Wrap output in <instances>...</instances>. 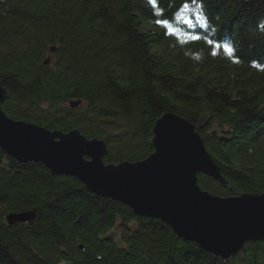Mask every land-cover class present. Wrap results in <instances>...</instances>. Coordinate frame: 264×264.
Returning <instances> with one entry per match:
<instances>
[{"label": "trees", "instance_id": "trees-1", "mask_svg": "<svg viewBox=\"0 0 264 264\" xmlns=\"http://www.w3.org/2000/svg\"><path fill=\"white\" fill-rule=\"evenodd\" d=\"M198 5L206 20L193 0H0V85L11 94L3 109L104 139L106 163L147 158L156 120L173 112L196 125L230 182L200 173L202 188L264 192V0ZM159 20L201 38L170 34ZM28 210L34 220L8 223L11 211ZM0 264H264V240L225 259L0 146Z\"/></svg>", "mask_w": 264, "mask_h": 264}, {"label": "water", "instance_id": "water-1", "mask_svg": "<svg viewBox=\"0 0 264 264\" xmlns=\"http://www.w3.org/2000/svg\"><path fill=\"white\" fill-rule=\"evenodd\" d=\"M50 61L48 57L45 63ZM10 96L0 85V146L20 161H40L53 174L75 176L91 191L122 201L139 215L162 219L178 237L225 259L247 242L264 240V192L222 196L202 188L200 173L226 187L230 182L188 119L164 113L154 125V151L147 158L106 163L104 139L88 138L78 128L64 132L14 119L2 107ZM35 217L32 210L11 211L7 221L30 222Z\"/></svg>", "mask_w": 264, "mask_h": 264}, {"label": "snow or ice", "instance_id": "snow-or-ice-1", "mask_svg": "<svg viewBox=\"0 0 264 264\" xmlns=\"http://www.w3.org/2000/svg\"><path fill=\"white\" fill-rule=\"evenodd\" d=\"M153 2L155 3V0H153ZM193 3L197 4L198 19H205L206 20V17L203 15L202 7H200L198 5V0H193ZM185 7H188V5H185ZM183 22L185 24H187L189 28H195V26H196L191 19H185V20H183ZM157 23L162 24V26L169 29L170 34H175L178 37L186 38L187 40H197V39L201 38L200 35H198L196 33H192V32H188L185 30H179V29L174 28L172 26V24H170L168 21L159 20V21H157ZM182 42H183V40H182ZM208 43L212 44L213 41L210 39V40H208ZM215 48L220 49L221 45L219 43H216ZM222 48H223V52L226 53L227 55H229V57H232L235 55L236 48L231 43H225L222 46ZM213 54H217V53L213 52ZM235 62H239V60L237 59Z\"/></svg>", "mask_w": 264, "mask_h": 264}, {"label": "bare ground", "instance_id": "bare-ground-1", "mask_svg": "<svg viewBox=\"0 0 264 264\" xmlns=\"http://www.w3.org/2000/svg\"><path fill=\"white\" fill-rule=\"evenodd\" d=\"M197 11V10H196ZM195 11V12H196ZM190 12H192V10H190ZM130 161V160H129ZM131 162H136V161H131ZM86 185V184H85ZM88 188V187H87ZM89 189V188H88ZM93 192V191H92ZM95 193V192H94ZM81 248H83L82 246H80Z\"/></svg>", "mask_w": 264, "mask_h": 264}, {"label": "rangeland", "instance_id": "rangeland-1", "mask_svg": "<svg viewBox=\"0 0 264 264\" xmlns=\"http://www.w3.org/2000/svg\"><path fill=\"white\" fill-rule=\"evenodd\" d=\"M51 57V56H50ZM198 181H199V175H198ZM172 228V227H171Z\"/></svg>", "mask_w": 264, "mask_h": 264}]
</instances>
